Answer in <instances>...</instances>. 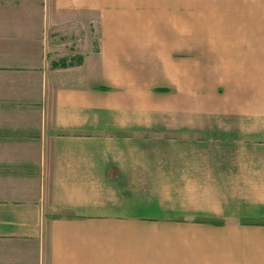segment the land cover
Here are the masks:
<instances>
[{"label": "crops", "instance_id": "1", "mask_svg": "<svg viewBox=\"0 0 264 264\" xmlns=\"http://www.w3.org/2000/svg\"><path fill=\"white\" fill-rule=\"evenodd\" d=\"M0 264H264V0H0Z\"/></svg>", "mask_w": 264, "mask_h": 264}, {"label": "rangeland", "instance_id": "2", "mask_svg": "<svg viewBox=\"0 0 264 264\" xmlns=\"http://www.w3.org/2000/svg\"><path fill=\"white\" fill-rule=\"evenodd\" d=\"M86 28H88V32H90V33H92V36H91V38L92 39H95L96 38V35H95V29H94V27L92 26V25H87V27ZM85 28V29H86ZM60 43H64V41H62V40H60L59 41V44ZM62 45V44H61ZM58 46V47H63V46ZM60 48H58V49H60ZM65 48H66V52H68V50L70 49L69 48V45L66 43L65 44ZM56 51H57V49H56ZM57 66V65H56ZM46 156V158H47V154L45 155ZM48 161H47V159H46V162L45 163H47ZM242 237H240V236H234V235H231V239L230 240H228V239H225V238H223V239H221L222 241V246H231V247H238V246H243V245H241L240 243H242ZM218 240V239H217ZM216 246H217V244H216Z\"/></svg>", "mask_w": 264, "mask_h": 264}]
</instances>
